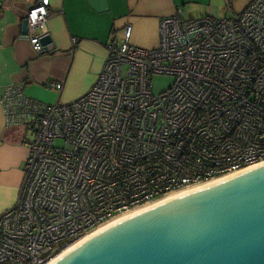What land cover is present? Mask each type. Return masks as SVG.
Masks as SVG:
<instances>
[{
	"label": "built area",
	"instance_id": "built-area-1",
	"mask_svg": "<svg viewBox=\"0 0 264 264\" xmlns=\"http://www.w3.org/2000/svg\"><path fill=\"white\" fill-rule=\"evenodd\" d=\"M50 14L49 0L28 12L39 53ZM130 38L127 25L106 43L95 83L70 102L9 87V123L26 115L37 127L17 201L0 215V264H47L113 217L264 162V0L222 18L163 17L155 49ZM157 74L175 81L156 93Z\"/></svg>",
	"mask_w": 264,
	"mask_h": 264
},
{
	"label": "crops",
	"instance_id": "crops-1",
	"mask_svg": "<svg viewBox=\"0 0 264 264\" xmlns=\"http://www.w3.org/2000/svg\"><path fill=\"white\" fill-rule=\"evenodd\" d=\"M39 1L0 0V215L17 201L37 127L26 115L24 122L9 123L3 99L10 86L46 103L70 102L95 83L108 57L106 43L122 41L127 25L131 43L155 49L163 17L222 18L243 11L251 0H49L44 30L53 42L40 53L23 29ZM52 83H63V89Z\"/></svg>",
	"mask_w": 264,
	"mask_h": 264
},
{
	"label": "water",
	"instance_id": "water-1",
	"mask_svg": "<svg viewBox=\"0 0 264 264\" xmlns=\"http://www.w3.org/2000/svg\"><path fill=\"white\" fill-rule=\"evenodd\" d=\"M53 264H264V163L125 217Z\"/></svg>",
	"mask_w": 264,
	"mask_h": 264
},
{
	"label": "bare ground",
	"instance_id": "bare-ground-1",
	"mask_svg": "<svg viewBox=\"0 0 264 264\" xmlns=\"http://www.w3.org/2000/svg\"><path fill=\"white\" fill-rule=\"evenodd\" d=\"M261 163H264V162H261ZM261 163H258V164H261ZM256 164V165H258ZM256 165H253V166H256ZM253 166H250V167H247L243 170H240V171H236V172H232V173H228L224 176H221L219 178H213L209 181H205V182H201V183H197V184H194V185H191L189 187H185V188H182V189H178V190H174L172 192H169L168 194H166L165 196H163L162 198L156 200V201H153V202H150V203H147L143 206H140V207H137V208H134V209H131L119 216H116V217H113L112 219L104 222L103 224H101L100 226H98L96 229H94L93 231H91L90 233L86 234L85 236H83L82 238L76 240L74 243H72L70 246H68L67 248H65L62 252H60L58 255H56L54 258H52L47 264H53L55 263L57 260H59L60 258H62L65 254H67L69 251H71L73 248H75L76 246H78L80 243H82L83 241H85L86 239H88L90 236H92L93 234L97 233L98 231L102 230L103 228L125 218V217H128L134 213H137L143 209H146L148 207H150L151 205L167 198V197H170V196H173V195H176V194H179V193H182V192H185V191H188V190H192V189H195V188H198V187H202V186H205V185H208L210 183H213V182H216L218 180H221V179H224V178H227L229 176H232V175H235L241 171H244L246 169H249Z\"/></svg>",
	"mask_w": 264,
	"mask_h": 264
},
{
	"label": "rangeland",
	"instance_id": "rangeland-1",
	"mask_svg": "<svg viewBox=\"0 0 264 264\" xmlns=\"http://www.w3.org/2000/svg\"><path fill=\"white\" fill-rule=\"evenodd\" d=\"M196 18V17H194ZM175 78L171 75L157 74L153 77V88L156 93L163 91L164 88L169 87Z\"/></svg>",
	"mask_w": 264,
	"mask_h": 264
}]
</instances>
